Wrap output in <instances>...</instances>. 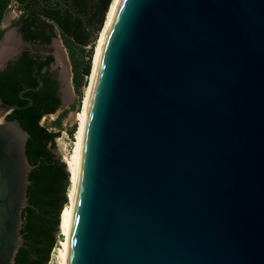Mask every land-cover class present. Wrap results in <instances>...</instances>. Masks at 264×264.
<instances>
[{
  "label": "water",
  "instance_id": "obj_1",
  "mask_svg": "<svg viewBox=\"0 0 264 264\" xmlns=\"http://www.w3.org/2000/svg\"><path fill=\"white\" fill-rule=\"evenodd\" d=\"M27 105L0 100V264L22 244L34 166L7 114ZM66 264H264V0H117Z\"/></svg>",
  "mask_w": 264,
  "mask_h": 264
},
{
  "label": "trees",
  "instance_id": "obj_2",
  "mask_svg": "<svg viewBox=\"0 0 264 264\" xmlns=\"http://www.w3.org/2000/svg\"><path fill=\"white\" fill-rule=\"evenodd\" d=\"M12 0H0V40L5 29L2 19ZM58 9H45L39 0H30L38 10L24 9L16 23L25 39L47 44L56 27L67 49L71 63L72 82L79 92L84 77L91 74V58L96 41L104 26L112 0H64ZM59 2L56 0L54 5ZM90 47L85 51V46ZM84 53V54H83ZM52 61V56L39 60V56L23 51L6 70L0 71V100L4 105L21 106L7 114L8 119H18L29 134L25 155L34 167L28 173L26 189L28 205L22 209V244L15 257V264H47L60 230L63 212L69 202L66 188L70 187L72 174L55 151L58 131L41 123L43 117L54 113L60 105L57 82L42 67ZM41 85L39 84V79ZM27 89L22 93V89ZM27 97V98H23ZM59 123V120L57 121ZM74 128L69 133L72 136ZM69 172V173H68ZM68 200V201H67ZM66 205V206H65ZM64 206V207H63ZM59 227V229H58Z\"/></svg>",
  "mask_w": 264,
  "mask_h": 264
},
{
  "label": "rangeland",
  "instance_id": "obj_3",
  "mask_svg": "<svg viewBox=\"0 0 264 264\" xmlns=\"http://www.w3.org/2000/svg\"><path fill=\"white\" fill-rule=\"evenodd\" d=\"M19 14L20 13L16 8L15 3L12 2L4 16L5 32L10 31L12 33V35L8 33V37L10 38H12L13 36L16 39V35H17L16 21ZM54 43H55L56 61L54 62L50 70L51 73H53V76L57 79L56 80L57 89L61 102L58 109L54 113L42 118L41 123L45 125L48 129L59 132V135L56 138L55 151L60 157V159L65 163L68 171V168L69 170H71V168L74 166L77 158V145L80 134V130H79L80 118L84 109V102L88 92L91 75L84 77L85 82L80 87L79 92L75 91L72 82L73 74H72L70 59L67 53V49L65 48L58 33H56L54 37ZM20 47L21 48L25 47L28 50L35 52L43 51L40 49L41 47L39 46L22 44ZM89 47L90 44L85 46L84 50L87 51ZM56 50L59 54L60 59L56 54ZM91 63H92V58H91ZM0 69H1V65H0ZM58 120L59 123H57ZM72 128H74V130L71 136L69 131ZM68 193H69V185L66 188V197H68ZM64 208L65 209L63 210L66 211L67 206ZM64 238L65 237L62 234V229L60 228V230L56 234V243L51 251L50 258L47 264L61 263L59 249L64 247V243H65Z\"/></svg>",
  "mask_w": 264,
  "mask_h": 264
},
{
  "label": "bare ground",
  "instance_id": "obj_4",
  "mask_svg": "<svg viewBox=\"0 0 264 264\" xmlns=\"http://www.w3.org/2000/svg\"><path fill=\"white\" fill-rule=\"evenodd\" d=\"M116 3H117V0H112V3L110 5V8H109L107 16H106L104 26H103L100 34H99V37L96 41V45L94 48V54H93V58H92V69H91V74H90L91 75L90 76V83H89L88 92H87L85 102H84V109H83V112H82L81 118H80V128H79L80 134H79V141H78V145H77V158H76L74 166L70 170L72 177H71V184L69 187V202H68L66 211H64L65 213L63 214V218H62V221L60 224V228L62 229V234L65 237L64 238L65 239L64 247L59 249L60 250V259H61L60 264H66L69 232H70V225H71V218H72L73 204H74V195H75V186H76V178H77V169H78L81 136H82V129H83V123H84L86 108H87V104H88V99H89L92 83H93L94 76H95V71H96V67H97L100 48H101L103 39L105 37V34L107 32V29L109 27V24H110ZM8 39H10V37L7 36L6 41H4L2 43V46L0 48V59H2V57L5 54L9 53L13 48L12 40H8ZM56 54H57L58 58L60 59L57 50H56Z\"/></svg>",
  "mask_w": 264,
  "mask_h": 264
},
{
  "label": "flooded vegetation",
  "instance_id": "obj_5",
  "mask_svg": "<svg viewBox=\"0 0 264 264\" xmlns=\"http://www.w3.org/2000/svg\"><path fill=\"white\" fill-rule=\"evenodd\" d=\"M19 1V2H18ZM12 0L10 2V4L12 2L15 3V6L17 8V10L19 11V15H18V18L19 16L21 15L22 12H24V9L28 10L29 12H34V11H37L38 10V6L35 5V4H31L30 3V0ZM40 1V0H39ZM56 2V0H43V3H41V5L44 7V5H48V6H57V5H54V3ZM10 6V5H9ZM45 9H50V8H46L44 7ZM60 8V7H59ZM58 9V8H57ZM54 10V9H53ZM17 18V19H18ZM21 23L19 22L17 24V35H16V39H19V41H16V39L12 36V38L8 39V40H12L13 42V48L12 50L5 54L2 59H4L6 56L8 57V59H6L2 65H1V69L0 71H4L6 70L10 65H12L15 61L18 60V58L21 56L22 52L23 51H28L30 54L32 55H37L39 56V60H44L47 56L51 55L52 56V61L50 63H48V65L42 67L41 69V74L42 73H47V75H49L50 78L54 79L55 81L57 80L54 76H53V73H51V67L52 65L54 64V62L56 61V56H55V43H54V37L56 35V31L58 30L56 27L54 28V35L50 38V41L49 43L47 44H43V43H40L39 41H31V40H28V39H25L23 37V34L22 32L19 30V27H20ZM8 36V34L5 35L3 41L0 43V48L2 46V43L4 41H6V37ZM24 44V45H31V46H39L41 47L40 49L43 50V51H40V52H35V51H30L28 50L27 48H21L20 46ZM16 51V52H15ZM14 52V53H13ZM12 55V56H11ZM0 59V61L2 60ZM39 79V78H38ZM57 82V81H56ZM39 84L41 85V80L39 79Z\"/></svg>",
  "mask_w": 264,
  "mask_h": 264
},
{
  "label": "crops",
  "instance_id": "obj_6",
  "mask_svg": "<svg viewBox=\"0 0 264 264\" xmlns=\"http://www.w3.org/2000/svg\"><path fill=\"white\" fill-rule=\"evenodd\" d=\"M5 14H6V13H5ZM4 16H5V15H4ZM1 28L5 29V25H4V17H3V19H2ZM56 32L59 34L58 30H57ZM8 33H10V34L12 35V33H11L10 31H6V32L4 31V34H3V37H2L1 40H0V43L3 41L5 35L8 34ZM14 34H15V33H14ZM16 41H19V39H16ZM8 57H9V56H8ZM8 57L6 56L4 59H2V60L0 61V65H2V63H3L6 59H8Z\"/></svg>",
  "mask_w": 264,
  "mask_h": 264
}]
</instances>
